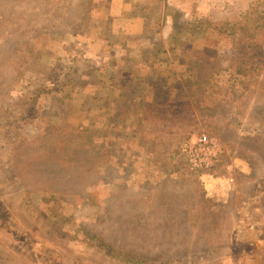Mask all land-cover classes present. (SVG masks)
Segmentation results:
<instances>
[{
  "label": "rangeland",
  "instance_id": "1",
  "mask_svg": "<svg viewBox=\"0 0 264 264\" xmlns=\"http://www.w3.org/2000/svg\"><path fill=\"white\" fill-rule=\"evenodd\" d=\"M253 1L83 0L81 8L91 22L89 43L94 42L86 54L108 57L106 47L116 33L131 36L126 48L130 56L114 80L116 94L107 79L96 75L89 79L93 88L68 80L58 83L69 65L64 52L71 55L69 61L83 62L74 56L79 47L75 34L84 24L52 27L53 34L66 32L59 46L51 45L55 39H41L22 65L23 55L12 52L18 32L29 24L45 33L44 23L62 19L63 11L68 12L65 0H0V264H52L47 253L59 254L66 264H264V74L244 79L249 90L239 103L225 93L201 101L210 89L205 95L198 92L202 97L192 94L199 117L186 130L161 135L156 148L146 139V114L164 91L163 84L153 86L152 81L157 76L176 80L181 69L180 61L173 64L175 48L167 42L178 26L173 27V17L165 18L168 7L181 23L195 21L198 13L221 20ZM4 2L25 5V11L28 7L31 11L24 13L31 21H15ZM250 32L264 39L263 27L250 26ZM227 40L225 46H233L234 40ZM243 54L251 60L248 47ZM256 72L263 73L258 67ZM199 77L206 80L205 74ZM143 78L153 79L138 87ZM50 87L40 97L48 120L38 118L22 129L8 126L29 112L23 105L30 90ZM143 92L153 95V101L145 103ZM109 101L120 106L109 110ZM142 107L147 111L138 124L129 123ZM60 120L68 123L54 128ZM75 124L90 131L85 136L89 147L95 142L91 166L75 164L74 158L65 161L74 152L57 150V141L71 136ZM194 132L216 135L225 147L211 171L194 172L187 166L181 140ZM227 164L236 180L221 188L217 176L228 175ZM207 205L220 208L224 218L205 221ZM125 252L141 261H129Z\"/></svg>",
  "mask_w": 264,
  "mask_h": 264
},
{
  "label": "trees",
  "instance_id": "2",
  "mask_svg": "<svg viewBox=\"0 0 264 264\" xmlns=\"http://www.w3.org/2000/svg\"><path fill=\"white\" fill-rule=\"evenodd\" d=\"M82 4L83 0H65L64 8L68 7V12L63 11L64 16L60 20L44 23V27H48L45 33L35 24H29L25 30L19 31L18 34L16 33L18 41H15L12 45V52L23 55L19 60V63L22 65L26 61L23 57H27L29 52L32 51V48L36 47L41 39L47 37L50 39L49 43L51 39H55L51 42V45L53 47L59 46V42L62 40L61 38L65 36L66 32L53 34L49 32L52 27H63L64 23H66L67 26L74 24L75 22L80 25L84 24L79 27V31L75 34L77 37L76 43H79V47L76 49L77 53L74 56V58H83V62L69 61L71 55L64 52L63 55L67 58L69 65L67 64L62 70L63 75L61 76L63 78H59L58 83L62 84V81L68 80L77 83V85L79 84V87L87 86L93 88L94 86L89 83V79L96 75L98 78L103 77L107 79V87L114 89V91H116L115 93L118 94L119 88L117 84L114 83V80L119 73L121 62L125 61L127 56H130L127 53L128 49L126 48L132 43L130 40L131 36L116 33L111 42H109L111 46H109L108 43L106 44V46L108 45L106 48L109 50L108 57L102 56L101 54H95L94 52L89 55L86 54L88 46L93 47L94 42L91 44L89 43L90 35L87 34V26L91 25V22H87L88 20L85 19V13L81 8ZM4 6H6L5 9L9 13H12V18L15 21L20 20L26 23L31 21L26 14L31 10L26 7L25 11V5L4 2ZM70 6L76 7L77 11L72 12L69 9ZM181 13L184 14V12ZM196 14V11L193 12V15ZM30 15L31 14H29V16ZM168 17H173V27L178 25L172 30V32H170L167 42L175 48V51L173 52L174 54L172 55L173 64H178V61H180L181 64L179 65H181V69L178 72H175L179 77H177L176 80L172 79L166 81L157 76V78L152 81L155 82L153 83V86L154 84H157L158 86L163 84L164 91L160 96L162 100L152 103L146 114V124L149 127L146 132V139L149 141L151 148H156L155 140L160 141L161 135H167L168 138L179 130L184 131L186 130L185 126L190 125L195 117H199L198 107L192 98V94H197V97H202L205 95V91L210 89V94L206 96V98H202L201 101H206L208 98V101L214 100L217 99L215 98V96H217L215 94L220 95V93H225L237 97L239 103V100H242L245 93L249 90L247 84H244V79H248L249 77L253 78L252 75L263 76L264 74V39L254 36L252 32L248 33L250 26H260L264 28V0H254L244 10H235L232 12V16L222 18L221 20L211 14L198 13V17L195 21H192L189 18L180 23L176 11H171L170 7H168V10L165 12V18L167 19ZM156 21H158L159 24V19L156 18ZM55 23L57 24L55 25ZM157 27L158 25H156V30ZM49 33L51 34L47 36ZM181 33L185 34L178 36ZM135 38L138 39V36ZM226 38H228L227 42L234 40L233 46L231 45L229 48L225 46ZM246 47L250 49L251 60L244 57L243 53ZM225 50H228V53H225ZM196 51L201 53V57L193 59V53ZM9 53H11V51ZM228 59L232 60V64L226 66ZM252 62H254V65H252ZM256 67H258L263 73L258 74L256 72ZM236 73H240V76H237ZM203 74L206 75V77H204L206 80H202L203 78L199 77ZM209 81L212 83L210 87L208 84ZM228 83L232 85L230 89V84ZM50 86L57 88V86L54 85ZM53 88L30 90L23 105V108L25 110L27 109L29 112L25 116H21L18 122L10 120L8 126L14 125L16 128L22 129L26 126L35 125L38 118L44 120L45 117L46 119V116H43L41 113L42 108L40 97L43 94H48ZM237 88L240 92L236 90ZM198 92H203V95ZM97 93H99V88L97 89ZM234 97L233 99L235 101ZM219 99L222 98L220 97ZM115 101H109L110 104L105 103L106 106L109 105V110L111 106L114 107L115 104L117 107L120 106ZM60 122L61 123L58 126V122L56 121L53 127L59 128L68 123L64 122V120H60ZM70 127L74 128L72 135L63 137V140L59 139V141H57L59 149L57 150L60 151L64 148L62 151H66L68 154L74 152L75 155L71 156L72 158L68 155L64 157V160L69 161L74 158L75 164L86 166L90 163L89 159H93V153L90 152H94L92 148L95 147V142L92 139L91 147L88 146L85 140V136L90 134L88 129L84 130L77 128L76 124ZM196 133L197 132L188 133L186 134V137H182L181 146ZM107 141L108 140L105 139L102 144L104 145L105 152H107L110 147L106 144ZM180 147L178 152L180 151ZM195 200L196 201L193 204L194 206L199 203L197 202V199ZM199 206H202V204ZM215 206L216 205L206 206L204 212L205 221L207 217L214 218L218 221L220 220L217 216L224 218L221 215L222 210ZM223 213L225 217H231L229 212L224 211ZM215 222L218 224L217 221ZM125 258L134 262L141 261L132 256V254L126 252Z\"/></svg>",
  "mask_w": 264,
  "mask_h": 264
},
{
  "label": "built area",
  "instance_id": "3",
  "mask_svg": "<svg viewBox=\"0 0 264 264\" xmlns=\"http://www.w3.org/2000/svg\"><path fill=\"white\" fill-rule=\"evenodd\" d=\"M187 166L191 171H211L225 153V147L216 135L199 132L184 143ZM227 176H217L218 186L225 187L232 184L236 178L232 172V165L227 164ZM209 181V180H208Z\"/></svg>",
  "mask_w": 264,
  "mask_h": 264
},
{
  "label": "crops",
  "instance_id": "4",
  "mask_svg": "<svg viewBox=\"0 0 264 264\" xmlns=\"http://www.w3.org/2000/svg\"><path fill=\"white\" fill-rule=\"evenodd\" d=\"M123 76H125V75H123ZM155 77V76H154ZM153 77V78H154ZM153 78H149V80H147L146 78H143V79H141V84L138 86V87H141V85L143 84V81H145V82H147V81H151ZM121 82V81H120ZM130 82L131 81H129L128 82V84L130 85ZM131 83H133V82H131ZM121 85H123V84H121ZM130 87V86H129ZM134 87V86H133ZM142 94H145L144 95V102L145 103H148V101H153V99H154V96L153 95H150V94H148V93H145V92H143ZM146 107V106H145ZM142 110H143V107H142V109H141V111H140V113H138L137 115L136 114H134L133 113V118L130 120V117H129V119H128V122L129 123H131V124H133V123H135L136 121H137V124H138V120L143 116V115H145V113H146V111H147V109H145V110H143V112H142ZM135 118V119H134ZM130 124V125H131ZM205 176V179L207 178H209V174H206V175H204Z\"/></svg>",
  "mask_w": 264,
  "mask_h": 264
},
{
  "label": "flooded vegetation",
  "instance_id": "5",
  "mask_svg": "<svg viewBox=\"0 0 264 264\" xmlns=\"http://www.w3.org/2000/svg\"><path fill=\"white\" fill-rule=\"evenodd\" d=\"M47 257L52 264H66L63 261L62 257L57 253L55 254L47 253Z\"/></svg>",
  "mask_w": 264,
  "mask_h": 264
}]
</instances>
